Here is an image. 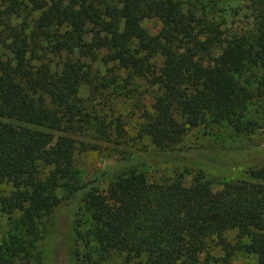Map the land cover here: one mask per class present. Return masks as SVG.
<instances>
[{
  "label": "trees",
  "instance_id": "obj_1",
  "mask_svg": "<svg viewBox=\"0 0 264 264\" xmlns=\"http://www.w3.org/2000/svg\"><path fill=\"white\" fill-rule=\"evenodd\" d=\"M27 1L37 13L34 30L0 37V220L8 223L4 231L0 224V264L38 263L36 221L68 197L80 199L90 223L84 234L77 229L83 248L76 264L142 257L148 264H209L201 256L215 250L224 256H211L214 262L242 252L264 264V166L248 171L252 180L217 190L202 173L186 182L183 172L151 179L136 170L99 189L78 185L80 145L72 137L75 130L122 137L121 128L114 133L104 120L93 122L98 117L78 95L94 79L98 56L124 72L126 83L147 84L152 103L140 133L160 150L177 154L176 145L201 125L241 134L263 126L264 103L254 105L264 97V0H250L253 22L230 33L208 17L221 0H198L201 15L182 0ZM24 4L0 0V22L6 26ZM151 17L162 24L156 34L141 26ZM47 53L67 56L53 69ZM253 110L257 117L245 120Z\"/></svg>",
  "mask_w": 264,
  "mask_h": 264
},
{
  "label": "rangeland",
  "instance_id": "obj_2",
  "mask_svg": "<svg viewBox=\"0 0 264 264\" xmlns=\"http://www.w3.org/2000/svg\"><path fill=\"white\" fill-rule=\"evenodd\" d=\"M22 10L10 14L6 26L0 22V37L5 33L34 30L36 11H31V3L27 0ZM201 15L198 0H182ZM27 3V5H26ZM208 17L211 22L220 24L226 32L239 31L253 22V11L250 0H221L209 7ZM141 26L151 34H156L162 24L158 17L146 18ZM10 39H8L9 41ZM66 53L61 56L47 53L44 61L53 69L60 68L65 61ZM92 62L93 80L90 84L79 86L78 95L84 110L98 118L93 122L104 120V125H110L109 131L120 129L122 137L118 141L100 136L94 132L75 130L72 137L76 139L75 170L78 185L106 188L115 177L128 174L132 170L144 172L151 179H158L183 172L184 180L189 182L197 173L210 182L213 190L220 189L230 180H252L249 175L251 168L264 166V156L258 152L264 149V125L249 134L236 133L228 125H201L191 129L176 145L174 152L160 150L150 140L140 133L142 125L141 114L151 106L152 98L147 84L136 81L128 84L124 81L126 74L117 70L112 63H104L101 57ZM160 62V58L156 60ZM116 75V76H115ZM105 83V84H102ZM136 87V89H135ZM256 103V102H255ZM259 103V104H258ZM254 106L264 103V97ZM258 113L245 116V120L257 117ZM81 143L86 149H80ZM179 148V149H178ZM252 151V152H250ZM82 189L79 192L82 193ZM57 198L62 191L54 192ZM79 197V196H78ZM61 199V198H60ZM2 230H7L6 218H1ZM41 238L37 241V251L40 254L38 263L33 264H76L75 252L82 250L83 243L77 237V229L83 234L90 223L80 199H63L54 208L39 217L36 221ZM228 238L234 240L235 232ZM221 258L224 252L215 250L210 254ZM207 254L201 256L202 263L209 264H254V258L242 252L236 253L227 263L222 260L214 262ZM103 264H122L113 259ZM129 264H148L144 257Z\"/></svg>",
  "mask_w": 264,
  "mask_h": 264
}]
</instances>
